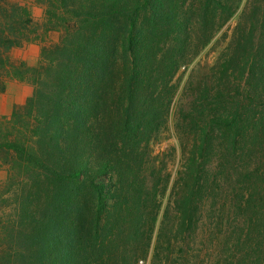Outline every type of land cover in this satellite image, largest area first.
I'll return each mask as SVG.
<instances>
[{"label":"trees","instance_id":"16d2710c","mask_svg":"<svg viewBox=\"0 0 264 264\" xmlns=\"http://www.w3.org/2000/svg\"><path fill=\"white\" fill-rule=\"evenodd\" d=\"M48 2L42 31L62 37L30 68L12 67L8 53L36 42L39 28L28 30L25 8L0 11V71L33 87L0 118L11 123L0 131L1 165L20 195L0 218V264H137L157 220L148 207L167 184L146 160L169 116L159 85L243 4L217 65L225 89L199 84L181 108L195 133L171 198L176 234L189 237L202 200L220 213L231 192L229 227L264 264V0Z\"/></svg>","mask_w":264,"mask_h":264},{"label":"rangeland","instance_id":"374dc122","mask_svg":"<svg viewBox=\"0 0 264 264\" xmlns=\"http://www.w3.org/2000/svg\"><path fill=\"white\" fill-rule=\"evenodd\" d=\"M49 5L48 0H0V11L9 10L11 7L25 8L30 16L31 26L38 30L39 39L33 43H25L21 47L13 48L8 53V61L12 67H34L39 61V53L43 48H49L57 44L62 33L57 31H42L45 22V9ZM246 5H240L238 12L225 23L213 36L205 47H197L196 54L187 60L172 77H168L159 85L162 99L169 105V114L166 123L162 125L153 139L147 143V161L162 173L166 179L165 187L160 186L156 207L149 205L156 212L157 220L149 236L145 255H139L137 264H253L255 261V243L244 242V233L239 228L231 229L228 220L234 217L236 204L229 200L234 197L228 192L224 201L226 207L218 208L219 212H210L211 200L203 199L196 216L195 229L189 237L176 234L177 214L172 204V187L179 174L182 173L188 151L194 138V130L189 121L181 116V108L184 106L190 90L199 84L211 85L225 89V85L218 81L217 65L226 51L233 37L237 23ZM192 53V52H191ZM228 87V86H227ZM33 87L30 84L10 79L2 70L0 71V118L10 117L13 111L22 108L31 97ZM214 97V94L210 97ZM1 136L5 134V128L9 129L11 123L0 121ZM5 124V125H4ZM6 126V127H5ZM141 144V148L144 147ZM0 159V199L9 198L0 205V218L9 219L12 207L18 203L20 195L15 194L17 186L15 182L7 179L6 167L1 165ZM149 167V166H144ZM215 166L209 168L214 171ZM232 172L225 173L224 189H234ZM222 177L219 179L220 181ZM10 191L9 194H6ZM39 202L38 205H42ZM218 205V204H217ZM221 205V203H220ZM150 213V211H148ZM149 221L148 218L146 219ZM164 222V225L162 223ZM93 235V234H91ZM145 236V237H146ZM146 239V238H145ZM145 243V242H144ZM122 247V245H121Z\"/></svg>","mask_w":264,"mask_h":264}]
</instances>
